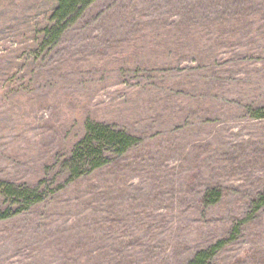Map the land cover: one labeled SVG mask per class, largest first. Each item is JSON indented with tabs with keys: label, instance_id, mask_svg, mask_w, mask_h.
I'll list each match as a JSON object with an SVG mask.
<instances>
[{
	"label": "rangeland",
	"instance_id": "1",
	"mask_svg": "<svg viewBox=\"0 0 264 264\" xmlns=\"http://www.w3.org/2000/svg\"><path fill=\"white\" fill-rule=\"evenodd\" d=\"M56 2L0 0V264H264V0H95L52 40ZM90 124L134 143L72 171Z\"/></svg>",
	"mask_w": 264,
	"mask_h": 264
},
{
	"label": "trees",
	"instance_id": "2",
	"mask_svg": "<svg viewBox=\"0 0 264 264\" xmlns=\"http://www.w3.org/2000/svg\"><path fill=\"white\" fill-rule=\"evenodd\" d=\"M93 1L95 0H57L51 15L52 26L45 29L47 37L52 40L57 38L67 27V23L72 22L81 15ZM256 116L264 117V110H257ZM133 143L134 139L122 131L114 130L104 125L90 124L87 127L86 134L74 148L72 156L67 160V163L71 166L72 171L87 165L95 164L97 166L100 161L104 160L103 149L110 148L119 154L131 147ZM1 187L4 195L14 198L15 201L33 203L38 199L37 192L33 190L16 188L9 184H4ZM218 196V191H212L204 196L203 200L210 203ZM254 205L256 209L264 206V194L255 200ZM7 212V210L0 212V217H5ZM223 243V241H219L210 250L198 252L188 264H208L213 252Z\"/></svg>",
	"mask_w": 264,
	"mask_h": 264
}]
</instances>
